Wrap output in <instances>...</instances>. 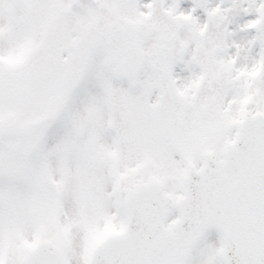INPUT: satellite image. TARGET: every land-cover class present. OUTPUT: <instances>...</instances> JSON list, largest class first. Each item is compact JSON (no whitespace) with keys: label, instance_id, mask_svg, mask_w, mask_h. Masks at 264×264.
<instances>
[{"label":"snow or ice","instance_id":"1","mask_svg":"<svg viewBox=\"0 0 264 264\" xmlns=\"http://www.w3.org/2000/svg\"><path fill=\"white\" fill-rule=\"evenodd\" d=\"M0 264H264V0H0Z\"/></svg>","mask_w":264,"mask_h":264}]
</instances>
